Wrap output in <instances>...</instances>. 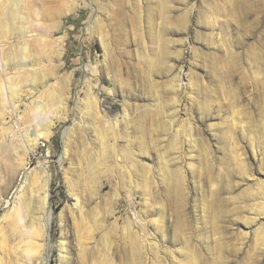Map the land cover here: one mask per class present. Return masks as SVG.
Returning <instances> with one entry per match:
<instances>
[{
    "label": "rangeland",
    "instance_id": "rangeland-1",
    "mask_svg": "<svg viewBox=\"0 0 264 264\" xmlns=\"http://www.w3.org/2000/svg\"><path fill=\"white\" fill-rule=\"evenodd\" d=\"M26 12L31 31L0 28V264H264V0ZM33 57L45 84L15 66ZM46 175L53 218L34 260L10 211L30 189L42 207Z\"/></svg>",
    "mask_w": 264,
    "mask_h": 264
},
{
    "label": "bare ground",
    "instance_id": "bare-ground-1",
    "mask_svg": "<svg viewBox=\"0 0 264 264\" xmlns=\"http://www.w3.org/2000/svg\"><path fill=\"white\" fill-rule=\"evenodd\" d=\"M26 14H28L26 12V0H0V28L2 30L1 32L6 34L9 37L10 36L17 37L16 36L17 34L24 35L26 32H29V30L31 31L32 29L30 27L25 26V23L28 20ZM4 34L3 36H5ZM18 36L20 37V35ZM29 45H30L29 42H27L26 40L23 41L24 50H27V49L30 50ZM161 57H163V55ZM14 62H15V66L17 67V69L21 71L22 70L29 71V79H27L28 81H30L29 83L37 84L38 82L41 85L45 84L46 67L44 64H42L41 60H39L36 57H33L30 61L26 60L23 63H19L15 60ZM60 97H61L60 95L53 94L51 99L49 100V104L56 105V102L61 103L62 98L60 99ZM63 107L59 105V108L55 110L56 112L55 115L59 114L60 111H63ZM55 115L48 117V119L43 120L41 122L43 125L42 129L44 130L42 132H38L37 136L33 139V142L30 145V148L26 150V153L36 148L41 138L48 139L51 137L52 128L54 127V124H55L54 122ZM167 163L168 162H166V165ZM165 169H166V172H165L164 179L167 182L179 183L183 180L182 173L180 172L179 169L172 170L171 168H168V167H166ZM44 171L46 172L45 169ZM47 175L44 177V182H43L44 187H45V195L42 199V207H38L37 209L36 207H34V204L32 203V194L30 193L31 191L30 189L29 191H26L21 195V203H19L20 206L14 207L13 210L10 211L11 216H12V221L15 226V230L18 233H20L19 236L22 237L21 239H24V241L26 240L27 249H29L28 253L29 255L30 253H32L33 258L39 257V255H41V254L38 255L39 252H36V250L33 251V249L39 246V243L37 242L38 239H40L41 236L43 237V235L41 234L48 233L50 225H51V216H52L53 211L52 209H49L47 207L48 199L50 195L49 193L50 176H47ZM132 235H134V233ZM32 240L34 242H31ZM34 260H36V258Z\"/></svg>",
    "mask_w": 264,
    "mask_h": 264
},
{
    "label": "water",
    "instance_id": "water-1",
    "mask_svg": "<svg viewBox=\"0 0 264 264\" xmlns=\"http://www.w3.org/2000/svg\"><path fill=\"white\" fill-rule=\"evenodd\" d=\"M52 218H53V213H52V216H51V221H52Z\"/></svg>",
    "mask_w": 264,
    "mask_h": 264
}]
</instances>
